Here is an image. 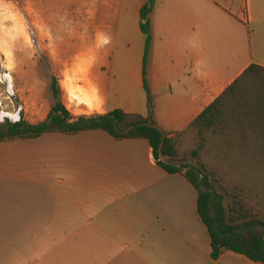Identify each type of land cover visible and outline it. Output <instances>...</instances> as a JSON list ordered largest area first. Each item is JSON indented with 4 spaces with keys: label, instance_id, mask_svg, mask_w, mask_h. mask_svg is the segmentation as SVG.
<instances>
[{
    "label": "crops",
    "instance_id": "crops-1",
    "mask_svg": "<svg viewBox=\"0 0 264 264\" xmlns=\"http://www.w3.org/2000/svg\"><path fill=\"white\" fill-rule=\"evenodd\" d=\"M147 1L61 0L66 8L55 11L53 3L50 9L43 0H34L35 43L41 51L51 47L57 52L51 65L74 67L78 55L91 48L95 62L86 74L81 61L84 75L73 68L71 73L51 75V80L39 73L26 75L22 82L34 85L24 88L33 90L34 97L21 99L48 105L43 95L48 83L51 92L55 80L59 100L63 92L73 102L68 106L60 100L73 119L115 110L136 114L173 139L178 151V144L189 140L193 121L246 68H264V0H154L144 76L140 13ZM43 24L50 29L49 41L39 31ZM73 136L47 133L0 141L2 254L7 250L2 245L25 243V227L38 228L45 219L51 228L49 240L55 244L28 264H74L73 228L80 219L75 207L64 201L50 209L26 203L42 184L41 174H36L41 147L51 148L52 169L68 176L76 148ZM90 140L81 139L79 145L92 150L88 144L93 143L99 148L93 152L102 158L104 201L98 214L80 213L102 227V264H260L229 251L216 261L210 259V239L197 214L196 190L183 175L162 170L146 140H116L104 132L102 144Z\"/></svg>",
    "mask_w": 264,
    "mask_h": 264
},
{
    "label": "rangeland",
    "instance_id": "rangeland-1",
    "mask_svg": "<svg viewBox=\"0 0 264 264\" xmlns=\"http://www.w3.org/2000/svg\"><path fill=\"white\" fill-rule=\"evenodd\" d=\"M43 3L50 9L53 3L55 11L62 7L61 0H43ZM65 8L62 7L61 10L64 11ZM77 28L82 32L83 28ZM39 31L43 34L44 41L50 40V29L45 24L40 27ZM70 53L77 52L70 51ZM55 54L57 52L51 47L41 51L35 43L34 0H0V74L5 71L10 74L14 93V97L11 98L12 104H9L6 99L7 94L4 92L5 87L0 84V102L3 106H8L6 111L12 113H15L21 106V121L25 123H39L45 117L47 108L52 107L54 100L49 89L50 83L47 84L43 95L48 99V105L42 106L35 101L21 99V97H34L33 90L24 88L34 83L22 82L24 76L39 73L51 80V75L57 77L66 71L71 73L72 68V72L75 70L76 74H84L78 67L82 64L81 61L85 64L83 66L87 71L86 74H89L95 62V50L92 48L78 55L80 58L73 62L74 67L71 65L66 67L65 64L51 65L52 56ZM67 54L66 61L71 64V54ZM22 90L25 94L19 95ZM64 95L65 93H60V100L71 106L73 102L70 98L67 101V95ZM73 138L76 148L68 176L63 175L60 169L58 171L52 169L51 148L41 147L43 157L37 162L36 174H41L42 184L41 186L37 184L36 193L28 195L26 203L41 205L45 209H50L56 202L64 201L72 204L76 209L77 217L80 218L76 220L73 228V262L74 264H102L100 256L102 243L99 242L102 238V227L89 223L80 213V210H92L96 215L102 210L104 201L102 158L94 156L93 150L99 148L93 146V143L88 144L92 150L79 145L81 139L101 142L102 132L81 133ZM198 145L197 133L191 130L189 140L178 144V158L184 162L191 161L193 164L203 166L215 180L218 192L226 197L228 203L240 209L243 215L251 219H264V170H257L249 156L227 148L217 136H207L200 150H198ZM192 152H197L196 159L191 157ZM44 220H41L43 226L38 228L25 227V243L14 242L11 245H2L7 247V250L4 254L0 251V264L33 263L38 253L50 249L55 243L49 240L51 228L48 225L49 222L46 223Z\"/></svg>",
    "mask_w": 264,
    "mask_h": 264
},
{
    "label": "trees",
    "instance_id": "trees-1",
    "mask_svg": "<svg viewBox=\"0 0 264 264\" xmlns=\"http://www.w3.org/2000/svg\"><path fill=\"white\" fill-rule=\"evenodd\" d=\"M153 4L154 0H148L140 13L144 20L140 27L145 37L144 76L151 43L148 17ZM144 88L150 101L145 81ZM51 94L54 103L45 121L0 125V141L35 139L47 133L77 135L89 131H102L116 140L144 139L152 148L157 165L162 170L170 175H183L196 190L197 214L210 239V259L216 261L225 251H229L253 263L264 264V219H251L228 203L226 197L216 189L212 175L203 166L178 158L173 139L166 137L158 128L149 126L147 119L121 110L73 119L60 103L55 80L52 81ZM190 128L196 131L199 138L198 150L203 147L207 136H217L227 148L249 156L257 170H264V68L256 65L246 68L193 121ZM160 153L164 160H160ZM191 157L196 159L197 152H192Z\"/></svg>",
    "mask_w": 264,
    "mask_h": 264
},
{
    "label": "built area",
    "instance_id": "built-area-1",
    "mask_svg": "<svg viewBox=\"0 0 264 264\" xmlns=\"http://www.w3.org/2000/svg\"><path fill=\"white\" fill-rule=\"evenodd\" d=\"M0 84L5 87L4 92L7 94L6 99L9 101V104H12V99L14 97V93L12 91V79L10 74L5 71L0 74ZM8 106H3L0 102V125L5 124H17L21 122V116L20 113L22 111L21 106L18 107L17 111L15 113L6 111Z\"/></svg>",
    "mask_w": 264,
    "mask_h": 264
},
{
    "label": "water",
    "instance_id": "water-1",
    "mask_svg": "<svg viewBox=\"0 0 264 264\" xmlns=\"http://www.w3.org/2000/svg\"><path fill=\"white\" fill-rule=\"evenodd\" d=\"M148 125L151 126V127H155L154 125H152L151 122H148ZM161 147H162V144L160 146V149H161ZM160 149H159V151H160ZM164 159H165L164 156L160 153V160H164Z\"/></svg>",
    "mask_w": 264,
    "mask_h": 264
},
{
    "label": "bare ground",
    "instance_id": "bare-ground-1",
    "mask_svg": "<svg viewBox=\"0 0 264 264\" xmlns=\"http://www.w3.org/2000/svg\"><path fill=\"white\" fill-rule=\"evenodd\" d=\"M14 20H15V19H14ZM79 70H80V71L82 70L83 72L85 71L84 68H83L81 65H79ZM73 72H74V71H73ZM83 72H82V73H83ZM68 73H69V72H68ZM83 75H84V74H83ZM83 75H81V76H83ZM66 76H67V75H66ZM85 76H86V75H85ZM68 79H69V78H68ZM66 80H67V79H66ZM66 82H68V81H66ZM66 84H68V83H66ZM66 84H65V85H66ZM68 86H69V85H68ZM68 90H69V89H68ZM66 91H67V90H66ZM68 93H69V92H68Z\"/></svg>",
    "mask_w": 264,
    "mask_h": 264
}]
</instances>
